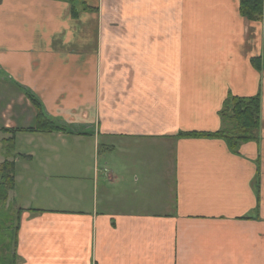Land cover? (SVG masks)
<instances>
[{"label":"crops","instance_id":"crops-1","mask_svg":"<svg viewBox=\"0 0 264 264\" xmlns=\"http://www.w3.org/2000/svg\"><path fill=\"white\" fill-rule=\"evenodd\" d=\"M27 92L66 130L2 131L17 264H264V15L0 0V126L35 124ZM233 96L260 97L257 140L186 134L223 129Z\"/></svg>","mask_w":264,"mask_h":264},{"label":"trees","instance_id":"trees-1","mask_svg":"<svg viewBox=\"0 0 264 264\" xmlns=\"http://www.w3.org/2000/svg\"><path fill=\"white\" fill-rule=\"evenodd\" d=\"M242 13L251 20H262L264 15V0H241ZM257 66H260L258 60L255 61ZM28 99L33 103L37 109V115L35 124L27 127H13L5 128L1 130L11 134L13 138L17 133L36 132V131H63L66 128L62 125H58L55 121L48 118L41 109L40 103L31 94H26ZM230 109L231 114H227V110ZM226 111V113H225ZM225 119L226 125L223 129L215 132H191L187 135H213L220 137L226 141V143L233 150H237L241 143L257 140L259 136L260 127V97H240L233 96L227 102V105L221 113ZM8 157V156H7ZM4 160L0 163V205L3 207L9 199V192L15 187V163L9 160ZM38 211V210H36ZM20 213V212H19ZM22 213V211H21ZM19 220L21 215H18ZM20 227V223L15 227V239L14 243L16 251L10 248L5 256H3L2 248H0V264H17L19 257L17 255V235ZM2 244V243H0ZM13 246V245H12ZM1 247V245H0ZM6 250V248H3Z\"/></svg>","mask_w":264,"mask_h":264},{"label":"rangeland","instance_id":"rangeland-1","mask_svg":"<svg viewBox=\"0 0 264 264\" xmlns=\"http://www.w3.org/2000/svg\"><path fill=\"white\" fill-rule=\"evenodd\" d=\"M231 112L232 111L230 109L227 110V114H231ZM3 127L4 126H0V160L5 159L7 153V146L2 143L3 132L1 129ZM14 127H23V126L19 125ZM4 141L10 142L8 140H4ZM7 160L13 162L11 156L7 157ZM18 215L22 216L21 209L17 206V204L12 202L11 199H8L7 203H5L3 207L0 205V243H2L0 244L1 245L0 248H2L3 256L7 254L10 248L16 251V249L14 248V246L16 247L14 243L15 242L14 239L16 233L15 227L20 223ZM3 248H6V250H3Z\"/></svg>","mask_w":264,"mask_h":264}]
</instances>
